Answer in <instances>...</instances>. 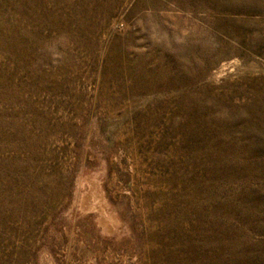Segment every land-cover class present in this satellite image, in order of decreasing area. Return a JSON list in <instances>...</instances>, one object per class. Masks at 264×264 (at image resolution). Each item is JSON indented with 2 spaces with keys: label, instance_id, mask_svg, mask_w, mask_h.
Returning <instances> with one entry per match:
<instances>
[{
  "label": "rangeland",
  "instance_id": "rangeland-1",
  "mask_svg": "<svg viewBox=\"0 0 264 264\" xmlns=\"http://www.w3.org/2000/svg\"><path fill=\"white\" fill-rule=\"evenodd\" d=\"M0 264H264V0H0Z\"/></svg>",
  "mask_w": 264,
  "mask_h": 264
}]
</instances>
